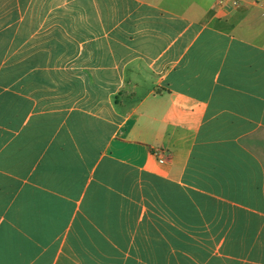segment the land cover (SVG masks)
<instances>
[{
  "label": "crops",
  "instance_id": "1",
  "mask_svg": "<svg viewBox=\"0 0 264 264\" xmlns=\"http://www.w3.org/2000/svg\"><path fill=\"white\" fill-rule=\"evenodd\" d=\"M0 0V264H264V0Z\"/></svg>",
  "mask_w": 264,
  "mask_h": 264
},
{
  "label": "built area",
  "instance_id": "2",
  "mask_svg": "<svg viewBox=\"0 0 264 264\" xmlns=\"http://www.w3.org/2000/svg\"><path fill=\"white\" fill-rule=\"evenodd\" d=\"M264 13V1L259 3ZM240 3L238 0H220L217 4V10L219 12L227 11V9H233L239 7Z\"/></svg>",
  "mask_w": 264,
  "mask_h": 264
}]
</instances>
